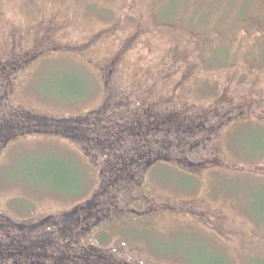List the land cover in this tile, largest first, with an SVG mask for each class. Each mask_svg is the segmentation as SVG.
<instances>
[{
    "label": "rangeland",
    "instance_id": "rangeland-1",
    "mask_svg": "<svg viewBox=\"0 0 264 264\" xmlns=\"http://www.w3.org/2000/svg\"><path fill=\"white\" fill-rule=\"evenodd\" d=\"M13 53L30 62L0 88V115L11 112L15 123L6 140L12 132L0 127V231L10 233L0 234L5 264H26L22 245L8 247L24 232L51 248L47 255L39 250L43 264L69 260L62 246L69 232L75 252L67 255H85L92 264H188L183 257L204 264L222 258L216 249L231 264H264V223L244 212L264 222V0H0V67ZM102 106L96 118L105 132L90 138L89 131H80L87 125L82 122L95 125L90 110ZM177 111L194 124L208 118V137L195 127L194 134L191 128L184 133L179 120L180 131L167 134ZM231 113L233 120H224ZM141 120L163 126L152 130L148 145L137 146L135 151L148 152L144 159L127 158L126 171L116 175L97 171L109 156L123 164L116 151L134 156L132 139H138ZM117 127L122 128L115 142L106 133L115 134ZM174 137L177 152L199 150L188 156L191 165L182 164L192 181L177 173L182 168L171 153ZM153 158L173 164L159 163L154 173L141 170L131 194L140 191L149 206L159 207L155 235L164 237L155 245L178 255L120 231L114 238L106 235L105 249L95 248L94 238L80 229V214L94 211L100 201L111 205L117 199L124 206L128 190L121 189L132 184L131 168ZM166 202L185 211L175 214ZM193 209L211 221L200 223ZM223 212L226 226L242 233L236 239L206 226L214 227ZM193 222L196 229L189 226ZM197 230L210 240L193 234ZM111 246L116 249L110 254ZM129 252L142 258L128 260ZM37 259L32 255L30 264Z\"/></svg>",
    "mask_w": 264,
    "mask_h": 264
},
{
    "label": "flooded vegetation",
    "instance_id": "flooded-vegetation-1",
    "mask_svg": "<svg viewBox=\"0 0 264 264\" xmlns=\"http://www.w3.org/2000/svg\"><path fill=\"white\" fill-rule=\"evenodd\" d=\"M29 59H32L31 56L29 57ZM26 62H30V60H27L26 58L24 59V55H23V58L21 56L18 57L16 54H12V56H10V58H8V60L6 61V64L7 66L4 64L2 65V67H0V81H1V78H5V82L6 83H2V81L0 82V88H5L7 85L6 84H9L10 82L8 81L9 79V75H11L15 70H18L19 68V65H21L22 63H26ZM6 73V74H2V73ZM108 73H112V69H110L108 71ZM103 77H105V75L103 74ZM3 80V79H2ZM104 83H109L108 80L104 81ZM9 100V98H8ZM2 104L0 103V106ZM11 106H14V104H9L8 107L10 108ZM108 107V109H111V117H112V108L111 106H106V108ZM107 109V110H108ZM134 110H136V107H133ZM140 110V108H139ZM104 112V107L102 106L101 108H96V109H92L90 110V113L91 115L94 114L95 116H93V118H96L97 116L99 117H102V113ZM108 113V111H107ZM233 114H229L228 116L226 115L224 117V120H233ZM96 118L95 119V125L92 124V122H89L88 120H85L82 122V124H87L85 127L82 126V128H80V131L84 134L86 132L89 131V137L92 138V137H97L100 132V134H102V132H105L102 128L99 130V125H100V122H101V119L100 118ZM2 119L3 123H0L2 126L0 127H5L6 129H8V133H10L11 131V128L14 127L15 123H14V120H13V114H11V112H7V113H3L0 115V120ZM174 121L172 123V127H168L167 128V134H173L175 135L176 132L180 131V124L179 121H183V123H185L186 127H184L183 131L185 130L184 133H186V131H188L189 128H191V132L194 134V132L192 131V128L195 127L197 129H199V133L200 135H204L206 137H208V130L209 128H211L212 126H208L209 124V119L208 118H203L202 123H193L191 119H189L188 116H186V114H180L178 111L176 113V116L174 117ZM189 119V121H188ZM179 120V121H178ZM191 120V122H190ZM199 120H200V117H199ZM119 123L120 120H117ZM151 122V121H149ZM195 122V121H194ZM175 124V125H174ZM123 125V124H121ZM105 128L107 129H110L111 127L109 126H105L103 125ZM140 128H138V132L136 133L135 136L138 137V139H132L135 145L134 149L132 151L133 152V155L134 156H127L124 154L123 151H121L119 153V151H116V156L115 158H117V160H120V159H123V164L119 165L117 164V162L114 160V161H109V157H112V156H109L108 159H107V162L105 163V165L103 164V166L101 168H99V170H97L96 167H94L95 170L99 171V172H107L110 173V174H115V173H118V171H126L125 170V164L126 162H124L127 158H133V159H136L139 155H140V158H143L145 157V155H147V151L145 152L144 150H138V151H135L138 147H145L146 145H148V143H150V141H147V138L148 137H152V130L153 129H159L160 131H162V127L163 126H160V125H157L155 126V128L149 126V125H146L145 123L142 122L141 120V124L139 125ZM103 127V128H104ZM124 127V126H122ZM122 127H117V131L115 132V134L113 132H108L106 133V135L108 136H111V137H115L116 138V141L115 142H118L117 139H119L117 136H118V132L120 130V128ZM209 127V128H208ZM128 127H124V129H127ZM183 131L181 133H183ZM2 132V130H1ZM12 132V131H11ZM110 133V134H109ZM117 133V134H116ZM13 132L7 136H4L2 135V133L0 134V137H2L3 140H6L7 138L13 136ZM174 138H172V144H171V153H173L174 157L177 159L176 160V163L177 165L180 166V168L184 169V170H180L178 169L177 173L179 175H181V177L183 178V180L185 182H189V181H192L193 178H192V175L188 172H186L185 168H183L182 164L183 165H191V163L193 162V160H191L190 158H188L189 155H192L193 154V151L191 152H188L186 153V151H184V153H181V152H177L179 149L177 147V144L174 143ZM199 139V136H197L196 140L197 141ZM202 142H205L203 141L204 137H201L200 138ZM120 143V142H119ZM174 145V147H173ZM194 145V144H193ZM197 145H199V142H197ZM170 146V145H169ZM159 147H162V145H159ZM205 148H207V145L205 144ZM199 150L196 151L195 155L196 156L199 152ZM205 151H208V152H212V148L210 149L208 147L207 150ZM195 152V151H194ZM87 153V152H86ZM161 152L159 151H154L153 152V155L155 156H159ZM129 154V153H127ZM208 154V153H207ZM179 156H182V157H185L184 159H188L187 160V163L184 164V160L179 157ZM192 156V157H194ZM157 158H153L152 160H150L149 162H147V165L143 166L144 163L140 164V165H137L136 167H132L131 168V171H133V181H132V184L131 186L127 185V188L126 187H123V189L121 190H124V192H126V194L124 195V200L126 199L125 201V205L122 206L121 204H119V200L117 202V199H112V204L109 205V204H106L104 203L103 201H100L99 202H96V204L98 205L94 211H91V209L87 212V213H81V217H80V221L82 223V226L80 229H83L85 232H87V234H85L84 237H88L90 236L91 238H94L93 241L95 242H92L91 245H93L95 248L97 249H105L103 246V243H104V238L105 240L107 239V236L106 235H109L110 237L114 238L116 237L117 234H119V231L122 232L123 235H127L128 238H134L136 237V239H140L142 241H144L146 244H149L151 247H153L154 249H157V251H160V252H163V253H167V254H173V255H178L176 254L175 252H171V251H161L159 250L156 245H155V240L157 238H160V237H164V236H157L155 235L156 233H158L157 231H155L156 229V226L154 224V220L156 219V214H158V210H159V207L157 205H155L154 203H151L150 206H149V203L144 199L143 195L139 192L135 193L133 192L132 193V190L133 188H131L132 186L135 187V189H138V186L140 185V179L137 180V178L139 177L138 175L140 174V171L141 170H146L145 172L147 173L148 171L150 170H153V173L155 171H157L158 169V164L159 163H165L166 165H171L173 163H170V162H162L160 160H156ZM167 160L166 161H169L168 159H170V156L169 158H166ZM164 164V165H165ZM115 165H117L115 167ZM113 166V167H112ZM163 166V165H162ZM161 167V166H160ZM116 168V169H115ZM160 169H163V168H160ZM168 169V168H167ZM119 174V173H118ZM117 174V175H118ZM145 174V173H143ZM116 175V174H115ZM120 177L123 179L122 175H120ZM137 177V178H136ZM162 178V177H161ZM104 181V180H103ZM177 184L179 185H184V184H180L178 183V181H176ZM102 184V183H101ZM195 186H192L190 188H193ZM189 188V187H188ZM129 197V198H128ZM140 197H143L142 199ZM140 199V201H138V204H136V199ZM86 201H89V200H86ZM92 202V201H91ZM83 202H80L78 204H82ZM135 203V204H133ZM240 203H241V200H240ZM165 206L169 207V208H174L175 209V214L177 213H183V211L179 210V204L177 205H173V204H170L169 202L167 203H164ZM105 205V206H104ZM109 205V206H108ZM242 205V203H241ZM162 208V207H160ZM76 209V208H75ZM243 209V208H242ZM244 210V209H243ZM161 211V210H159ZM194 213H196V211L193 209ZM245 213L248 214V216H250L254 222L256 224H262L264 222H260L258 221V218H255L253 216L250 215L249 212L245 211ZM223 215H217V217H219L218 219V222L217 224H214L215 222H213L214 224V227L210 226L209 224H206L207 227H209L211 230L215 231V232H218L221 234L222 237H225L226 239H236L238 234L240 233V235H242L241 232H239L237 234L236 231H232L229 229L228 225L226 226V223L228 222V216H226V214H224V212L222 213ZM68 215V214H66ZM64 216V215H63ZM72 216V214H71ZM70 216V217H71ZM195 218L200 222V223H205L206 220L205 218L203 217H200L197 213L195 215ZM208 220L207 221H211L210 220V217H207ZM111 223V224H110ZM194 224L191 223V226L192 228L196 229L198 226V223L196 225H192ZM205 225V224H204ZM92 226H97V231L92 234L90 233L92 229ZM90 227V228H89ZM79 231V227L75 230V233H77ZM204 233H206L204 230H202ZM197 233H193V234H196L197 236H199L201 239H205V240H210V238H206L205 234L202 235V233L198 230L196 231ZM153 235H152V234ZM218 233H215V234H218ZM219 234V235H220ZM171 236V235H170ZM220 236V238H222ZM83 237V238H84ZM142 237V238H141ZM172 237H175L174 234L172 235ZM219 237V236H217ZM64 246L66 248V250H63V254H67L68 252H75V251H72V246L74 245L73 241L71 240H68V239H71L73 238V234L69 232V234H65L64 236ZM82 238V239H83ZM88 240V239H87ZM208 240V241H209ZM90 241V240H89ZM91 242V241H90ZM129 242V241H128ZM212 243V242H210ZM90 244V243H89ZM61 246H58V249L56 251H59L61 250L60 249ZM122 249H125V250H128L130 252H136L135 248L132 247L131 245H125L124 247H121ZM51 248L48 249V247L46 248L45 250V254L47 255V252L50 251ZM109 249V253L111 254L116 248H113V246L109 247V248H106V250ZM111 249V250H110ZM218 252H220L222 254V258H214V259H210L209 262H204V264H226L225 262L228 261L229 264H231L229 262V260H227V258H225L223 256V253L221 251H219L218 249H216ZM55 251V252H56ZM108 252V251H107ZM130 254V257L128 258V260H133L135 262L140 260L142 257H133V254ZM53 251H52V255H53ZM137 253V252H136ZM74 256L76 258H79V254H74ZM132 256V257H131ZM184 260H187L189 263L188 264H193L190 260L186 259L183 257ZM255 262V261H254ZM92 264V262H91ZM136 264V262H135Z\"/></svg>",
    "mask_w": 264,
    "mask_h": 264
},
{
    "label": "trees",
    "instance_id": "trees-1",
    "mask_svg": "<svg viewBox=\"0 0 264 264\" xmlns=\"http://www.w3.org/2000/svg\"><path fill=\"white\" fill-rule=\"evenodd\" d=\"M172 1H174V0H172ZM251 1V0H250ZM249 2V1H248ZM244 3V5H243V7H242V11H241V14L243 13V12H245L246 11V9H247V6H248V4L249 3ZM242 16H243V14H242ZM245 16V15H244ZM214 57H216V53L213 55ZM21 228H23V227H21ZM42 230V229H41ZM41 230H39V231H41ZM27 231V230H26ZM29 231V230H28ZM42 232V231H41ZM40 232V233H41ZM0 234H1V236L2 235H4V237L5 236H9L8 234H10L9 232L7 233V232H1L0 231ZM1 236H0V238H1ZM37 237H39L38 235H36ZM12 238V237H11ZM16 239H18V238H14V240L12 241V243L11 244H9V246H8V244H6L8 247H10V248H13V249H15V250H17V249H19L20 248V246L22 245V248H21V252H22V254L24 255V257L26 258V264H30V257L32 256V255H34L36 258H38L37 260H35V262H34V264H43L40 260H39V258H41L42 259V255L44 254V253H42V252H39V250L40 249H44V250H46V248L48 247V245L47 246H44V245H42L40 242H43L42 240H40V238H35V240H31V238H29V234H28V232H24L23 234H21L20 235V240H19V242L18 243H14L15 242V240ZM23 243V244H22ZM1 247H0V249H2V244L0 245ZM34 247V248H33ZM48 249H49V247H48ZM26 250H29V253H25L24 254V252L26 251ZM33 250V251H32ZM1 252H2V250H0V254H1ZM35 252H37V253H35ZM56 253H58V251H56ZM55 255H57V254H55ZM66 256H68V261H65V264H79V263H81V262H83V263H85V264H91V261H89V260H86V257L87 256H85V255H82V256H78L79 258H76L74 255H67V254H65ZM44 257H45V255H44ZM65 259V258H64ZM61 260H59L58 259V262H60ZM5 259H3L2 258V256H0V264H5ZM13 262V261H12ZM15 262V264L17 263L16 261H14ZM24 262V263H25ZM64 262V261H63ZM33 263V262H32ZM54 263V262H53Z\"/></svg>",
    "mask_w": 264,
    "mask_h": 264
}]
</instances>
